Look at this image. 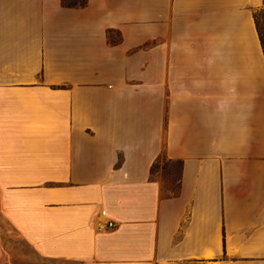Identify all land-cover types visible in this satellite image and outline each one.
<instances>
[{
    "label": "crops",
    "instance_id": "crops-1",
    "mask_svg": "<svg viewBox=\"0 0 264 264\" xmlns=\"http://www.w3.org/2000/svg\"><path fill=\"white\" fill-rule=\"evenodd\" d=\"M262 7L0 0V209L44 258L264 264Z\"/></svg>",
    "mask_w": 264,
    "mask_h": 264
},
{
    "label": "rangeland",
    "instance_id": "rangeland-1",
    "mask_svg": "<svg viewBox=\"0 0 264 264\" xmlns=\"http://www.w3.org/2000/svg\"><path fill=\"white\" fill-rule=\"evenodd\" d=\"M65 3H73L78 0H64ZM257 21L264 42V9L258 11ZM115 36V34H113ZM162 175L164 186L168 189H176L178 167L162 159ZM160 169V168H159ZM157 170V169H156ZM0 260L3 264H72L62 263L44 258L22 234L11 224L0 209Z\"/></svg>",
    "mask_w": 264,
    "mask_h": 264
},
{
    "label": "trees",
    "instance_id": "trees-1",
    "mask_svg": "<svg viewBox=\"0 0 264 264\" xmlns=\"http://www.w3.org/2000/svg\"><path fill=\"white\" fill-rule=\"evenodd\" d=\"M62 3L65 5V6H68V7H74V6H82V5H85L87 3V0H78V1H75L73 3H65L64 0H62ZM264 7L260 8L258 11L260 10H263ZM258 11L255 13V17H256V21H257V13ZM258 23V21H257ZM258 28H259V25H258ZM259 32H260V29H259ZM260 37H261V40H262V45H263V48H264V42H263V39H262V36H261V33H260Z\"/></svg>",
    "mask_w": 264,
    "mask_h": 264
},
{
    "label": "built area",
    "instance_id": "built-area-1",
    "mask_svg": "<svg viewBox=\"0 0 264 264\" xmlns=\"http://www.w3.org/2000/svg\"><path fill=\"white\" fill-rule=\"evenodd\" d=\"M109 225H110V226H113V224H112V223H109Z\"/></svg>",
    "mask_w": 264,
    "mask_h": 264
}]
</instances>
